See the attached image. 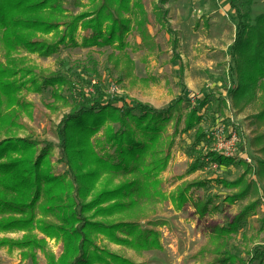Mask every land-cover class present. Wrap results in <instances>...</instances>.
Segmentation results:
<instances>
[{
    "label": "trees",
    "instance_id": "1",
    "mask_svg": "<svg viewBox=\"0 0 264 264\" xmlns=\"http://www.w3.org/2000/svg\"><path fill=\"white\" fill-rule=\"evenodd\" d=\"M256 2L225 0L235 24L227 95L238 113L255 107L249 116V145L259 156L254 173L264 184V0L258 13ZM147 22L144 0H0V231L24 232L21 238H3L1 243L25 249L24 254L33 260L40 250L47 264H135L100 247L98 236L138 252L162 249L157 222L151 221L161 203L170 199L182 208L191 199L196 212L204 217L221 210L219 195L206 191L213 185L237 188L223 199L230 204L248 195L252 185L246 183L245 176L254 166L204 150L216 127L203 126L208 122L209 108L216 101L219 107L225 105L226 100L209 93L198 98L196 106L187 105L188 113H182L180 105L191 102L183 84L182 63L184 95L165 108L139 100L130 104L123 97L108 96L102 83L92 87L86 81L79 84L63 73L29 63L28 53L52 56L61 45L78 44L82 31L80 44L111 48L107 59L116 68L124 62L123 78L131 75L133 64L125 52L127 36L135 26L142 38L148 39ZM24 88L40 93L50 89L53 101L44 104L53 110L59 106L56 102L70 107L57 125V162L64 164L62 171L52 160L53 143L37 139L33 133L25 137L12 135L25 129L23 114H31L33 107L21 94ZM119 101L123 102L120 107L115 105ZM172 119L175 128L184 120L183 130L194 131L188 149L193 158L189 172L214 162L242 165L243 175L234 181L222 177L195 180L166 194L160 176L168 167L174 144L170 136L164 135ZM225 128L229 131L237 126ZM191 188L205 191L188 195ZM258 204L252 202L223 223L208 225L212 264L264 262L262 247L248 249L249 258L229 250L232 238ZM146 220L153 226L143 227ZM260 221L264 229V217ZM46 237L62 240L59 257L48 250Z\"/></svg>",
    "mask_w": 264,
    "mask_h": 264
},
{
    "label": "rangeland",
    "instance_id": "2",
    "mask_svg": "<svg viewBox=\"0 0 264 264\" xmlns=\"http://www.w3.org/2000/svg\"><path fill=\"white\" fill-rule=\"evenodd\" d=\"M82 1L87 3L88 0ZM144 8L148 12L146 30L149 38L143 39L140 30L134 26L126 39L128 45L125 52L133 61L131 75L125 74L121 78L124 62L121 61L116 68L113 61L107 59L108 53L113 51L111 48L98 49L95 46L86 47L80 44L82 31H79L77 37L78 44L61 45L59 51L52 56L27 54L25 51H22V54L28 55L31 65L63 73L79 84L86 81L91 83L92 87L93 84L102 83L103 91L110 97H123L130 104L139 100L156 108H165L169 103L178 101L181 94L184 95L180 77L182 63L183 84L188 90L191 104L184 101L180 110L182 113H188L187 105L196 106L197 99L209 93L213 97L225 98V105L219 107L217 101L211 105L208 122L203 126H237L239 151L235 160L242 159L246 164L254 166L245 176L246 183H250L252 188L248 190L245 199L230 204L223 199L235 193L237 188L213 185L211 182L212 188L206 191L219 195L217 200L221 210L204 217L196 212L191 199L182 208H177L170 199L161 203L159 212L151 217V221L157 222L155 228L160 232L162 249L138 252L129 245L117 244L100 235L97 244L135 264H212L214 254L208 225L221 224L239 213L246 205L259 201L258 207L248 214L239 234L232 238L229 246L231 252L249 258L248 249L256 246L264 248V229L260 221L264 217V184L254 173L255 161L259 156L249 145V116L255 112V107L250 106L244 112L238 113L227 95V90L231 87L229 50L235 35L231 10L225 5V0H144ZM254 9L256 13L261 11L262 0H257ZM156 12L162 14L157 15ZM0 59L3 60L2 51ZM21 94L33 103V107L31 114H23L25 129L13 132L12 135L25 137L33 133L37 139L53 143L54 165L57 170H64V164L57 162L60 141L57 125L70 107L62 106L61 102H56L59 106H56L55 110L47 107L45 101H53L50 89L40 93L24 88ZM65 94L70 96L67 92ZM122 104L123 102L119 101L115 105L120 107ZM173 120L166 125L164 135L170 136L174 144L168 167L160 176L162 190L166 194L195 180L222 177L234 181L243 175L245 168L242 165H219L214 162L189 172L193 158L190 157L188 149L194 138V131L183 130L184 120L175 128ZM42 145L40 144V147ZM211 148L212 141L204 150H213ZM244 154L248 155L250 162L243 158ZM191 190L188 195L202 193L205 188ZM147 221L149 220L142 222L143 227H152ZM23 233L0 231V240L18 239ZM46 240L48 250L59 257L62 253V240L55 237H46ZM24 252L23 248L0 241V264H47L46 257L40 250L37 251L35 260ZM260 261L255 260L253 264H264Z\"/></svg>",
    "mask_w": 264,
    "mask_h": 264
},
{
    "label": "built area",
    "instance_id": "3",
    "mask_svg": "<svg viewBox=\"0 0 264 264\" xmlns=\"http://www.w3.org/2000/svg\"><path fill=\"white\" fill-rule=\"evenodd\" d=\"M212 141V151L221 153L226 157H236L239 151V132L237 129L226 130L223 124H218L210 133ZM243 158L250 162L248 155Z\"/></svg>",
    "mask_w": 264,
    "mask_h": 264
},
{
    "label": "crops",
    "instance_id": "4",
    "mask_svg": "<svg viewBox=\"0 0 264 264\" xmlns=\"http://www.w3.org/2000/svg\"><path fill=\"white\" fill-rule=\"evenodd\" d=\"M225 5H227V4H225Z\"/></svg>",
    "mask_w": 264,
    "mask_h": 264
}]
</instances>
